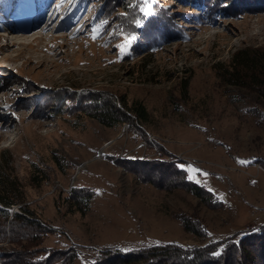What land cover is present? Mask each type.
<instances>
[{"label":"rangeland","instance_id":"rangeland-1","mask_svg":"<svg viewBox=\"0 0 264 264\" xmlns=\"http://www.w3.org/2000/svg\"><path fill=\"white\" fill-rule=\"evenodd\" d=\"M33 1L39 18L26 21V0H0V170L24 197L8 211L28 206L49 229L33 254L87 264L108 249L200 246L264 222V96L220 78L237 50L264 51V10L211 22L198 0H147V16L144 0L108 11L105 0ZM153 18L173 35L152 32ZM77 92L140 102L147 120L104 126L71 108ZM22 250L0 242L9 264H24Z\"/></svg>","mask_w":264,"mask_h":264},{"label":"trees","instance_id":"trees-1","mask_svg":"<svg viewBox=\"0 0 264 264\" xmlns=\"http://www.w3.org/2000/svg\"><path fill=\"white\" fill-rule=\"evenodd\" d=\"M111 2L113 1H104L106 10ZM194 3L211 22L215 21L216 14L220 11L224 15L228 13L227 16H236L244 11L264 10V0H198ZM134 21L136 24L137 20ZM159 23L160 19L153 18L147 26H152L151 31L156 34L173 35L161 29L164 24L159 25ZM144 25L146 23L141 24ZM222 71L220 78L225 85L246 88L264 96V51L253 48L239 49L234 52L229 64L225 65ZM68 99L74 100L70 105L75 111L83 112L107 127H114L120 123L131 126L136 121L147 120L145 107L140 102L128 104L123 96L115 98L105 93L77 92L73 96L69 95ZM155 161L157 162V160H146L145 163L152 162L154 165ZM165 163L162 161V164ZM160 164L161 162L157 166ZM175 175L181 178L182 187L200 199L208 200L210 194L208 190L187 179L184 174L182 176L175 173ZM71 198L77 200L75 194ZM23 202V193L17 180L0 170V242L7 239L19 242L23 248L21 260L24 264H71L73 255L68 254V251L47 249L43 254L32 253L33 248L49 229L29 217L32 210L28 206L20 205L21 212L8 211L7 208L11 205ZM182 223L186 230L202 234L205 232L204 225L200 221H197L196 229L185 220H182ZM23 227L27 230H21ZM0 264H9L5 260L4 253L1 252ZM87 264H264V222L200 246L166 243L128 250L108 249L100 252Z\"/></svg>","mask_w":264,"mask_h":264},{"label":"snow or ice","instance_id":"snow-or-ice-1","mask_svg":"<svg viewBox=\"0 0 264 264\" xmlns=\"http://www.w3.org/2000/svg\"><path fill=\"white\" fill-rule=\"evenodd\" d=\"M144 4H145V7H142L141 9H140V11L142 12V13H144V15H149L150 13H149V11H148V9H147V0H144ZM136 25H137V27H139V26H141V21L140 20H137L136 21ZM97 30L96 29H93V32H96ZM93 38H95V36H93ZM135 39V37L134 36H128V37H125V44H121V45H119V48H120V50H121V53H123L124 51H125V48H126V46L127 45H129L130 43H131V41L132 40H134ZM243 163V162H242ZM190 171H195V172H199L200 170H197V169H190ZM203 175H207L206 173H202ZM191 178V177H190ZM218 254V253H217Z\"/></svg>","mask_w":264,"mask_h":264},{"label":"bare ground","instance_id":"bare-ground-1","mask_svg":"<svg viewBox=\"0 0 264 264\" xmlns=\"http://www.w3.org/2000/svg\"><path fill=\"white\" fill-rule=\"evenodd\" d=\"M14 29H15V28H12V31H13ZM7 39H8V37L5 38V40H7ZM7 41H8V40H7Z\"/></svg>","mask_w":264,"mask_h":264}]
</instances>
